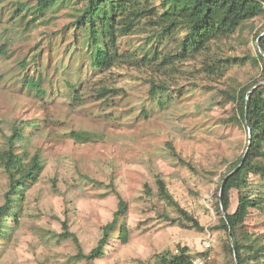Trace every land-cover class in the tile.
<instances>
[{
	"label": "rangeland",
	"instance_id": "374dc122",
	"mask_svg": "<svg viewBox=\"0 0 264 264\" xmlns=\"http://www.w3.org/2000/svg\"><path fill=\"white\" fill-rule=\"evenodd\" d=\"M38 1L0 0V146L8 148L14 124L28 120L26 147L39 152L43 163L38 181L16 204L19 221L7 218L0 226V264H86L75 259L74 241L60 235L62 222L68 221L89 252L117 209L114 189L128 204L124 219L131 239L96 264H151L156 254L177 253L183 246L193 258L223 264L230 258L228 240L223 230L212 229L222 215L219 185L228 165L249 147L250 130L232 120L235 104L222 92L264 78L253 37L264 15L212 42L179 71L162 73L170 85L163 107L159 96L149 95L146 71L130 65L104 72L92 67L87 49L74 43L71 25L83 2L53 0L34 21L28 10ZM148 36L145 31L121 36V51L145 52L154 45ZM158 46L160 52L177 48L168 41ZM226 58L237 59L223 71L210 69ZM104 86L116 91L101 96ZM72 131H89L96 139L81 141ZM168 141L196 171L171 154ZM15 149L22 147L16 143ZM158 177L204 230L184 225L189 221L178 207L160 196ZM8 185L0 165V205ZM238 198L233 189L230 212Z\"/></svg>",
	"mask_w": 264,
	"mask_h": 264
},
{
	"label": "trees",
	"instance_id": "16d2710c",
	"mask_svg": "<svg viewBox=\"0 0 264 264\" xmlns=\"http://www.w3.org/2000/svg\"><path fill=\"white\" fill-rule=\"evenodd\" d=\"M53 0H39L30 10L32 19L38 20ZM84 3L80 13L71 22L74 28V43H81L87 49L90 64L101 72L124 65L135 67L148 73L149 95L159 96L161 106L168 103L164 96L170 90L167 81L159 76L167 69L179 71L180 64L198 58L207 51L212 42L230 37L253 19L264 15V0H79ZM24 4H20L19 11ZM25 17H27L25 15ZM253 37L257 40L258 56L264 71V25L255 27ZM145 31L154 45L145 52L120 49L121 36ZM184 31L183 37L178 35ZM82 36V38H80ZM173 42L177 48L160 52L159 43ZM237 58L218 60L220 71L225 64ZM243 60V59H240ZM257 63L258 58H253ZM224 68V69H223ZM33 83V82H32ZM116 91L104 86L99 95L106 96ZM227 103L234 102L232 120L246 125L250 130L249 147L231 162L222 175L219 185L218 209L222 210L219 225L212 229L224 231L228 240L229 257L223 264H264V78L254 79L239 88L223 90ZM80 90L74 93L79 99ZM35 123L34 121H32ZM14 124L8 138V148L0 146V165L9 176V185L0 205V226L7 218L19 221L16 204L26 199L25 191L31 183L38 181L43 163L39 152L31 154L27 149L26 130L28 120ZM73 137L81 141L95 140V133L72 131ZM19 143L21 151H16ZM171 154L181 163L196 171V167L177 151L172 141L166 142ZM248 146V145H247ZM160 196L178 207L189 228L204 230L198 219L181 207L169 192L165 181L157 178ZM110 185L114 189V182ZM239 191L238 204L234 212L231 208V191ZM149 191V188L146 187ZM118 206L111 221L102 227V236L97 245L85 252L76 233L70 230L67 220L62 222L64 238H71L77 246L75 259L86 264H96L130 242L131 235L124 217L128 204L114 189ZM122 219V220H121ZM181 223L183 221L181 220ZM257 229V230H254ZM179 250V249H178ZM190 248L183 246L177 253L170 251L155 255L151 264H190L193 260ZM212 264V263H206Z\"/></svg>",
	"mask_w": 264,
	"mask_h": 264
},
{
	"label": "built area",
	"instance_id": "2783aa9c",
	"mask_svg": "<svg viewBox=\"0 0 264 264\" xmlns=\"http://www.w3.org/2000/svg\"><path fill=\"white\" fill-rule=\"evenodd\" d=\"M211 243L207 242L206 243V248H210ZM207 263V258L205 256H200L197 258H194L190 264H206Z\"/></svg>",
	"mask_w": 264,
	"mask_h": 264
}]
</instances>
